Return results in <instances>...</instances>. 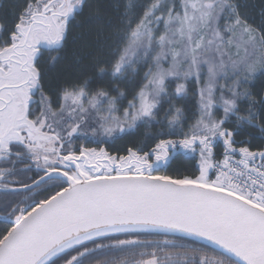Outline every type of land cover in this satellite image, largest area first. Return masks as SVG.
Here are the masks:
<instances>
[{
    "label": "snow or ice",
    "instance_id": "1",
    "mask_svg": "<svg viewBox=\"0 0 264 264\" xmlns=\"http://www.w3.org/2000/svg\"><path fill=\"white\" fill-rule=\"evenodd\" d=\"M0 264H264V0H0Z\"/></svg>",
    "mask_w": 264,
    "mask_h": 264
},
{
    "label": "trees",
    "instance_id": "2",
    "mask_svg": "<svg viewBox=\"0 0 264 264\" xmlns=\"http://www.w3.org/2000/svg\"><path fill=\"white\" fill-rule=\"evenodd\" d=\"M96 146V145H93ZM101 146H105V145H101ZM107 147H109V149L112 148V145H106ZM195 161L194 160H188L185 159L183 157L177 158L175 159L172 163L171 166L169 167L168 171L169 172H173L176 169H182V168H191L194 165Z\"/></svg>",
    "mask_w": 264,
    "mask_h": 264
},
{
    "label": "flooded vegetation",
    "instance_id": "3",
    "mask_svg": "<svg viewBox=\"0 0 264 264\" xmlns=\"http://www.w3.org/2000/svg\"><path fill=\"white\" fill-rule=\"evenodd\" d=\"M89 146H92V145H89Z\"/></svg>",
    "mask_w": 264,
    "mask_h": 264
},
{
    "label": "rangeland",
    "instance_id": "4",
    "mask_svg": "<svg viewBox=\"0 0 264 264\" xmlns=\"http://www.w3.org/2000/svg\"><path fill=\"white\" fill-rule=\"evenodd\" d=\"M93 147H95V146H93Z\"/></svg>",
    "mask_w": 264,
    "mask_h": 264
}]
</instances>
